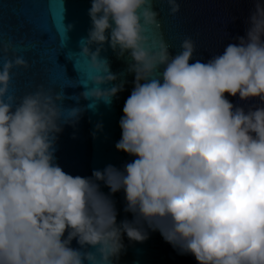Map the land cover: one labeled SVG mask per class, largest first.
Returning <instances> with one entry per match:
<instances>
[{"label":"clouds","instance_id":"obj_1","mask_svg":"<svg viewBox=\"0 0 264 264\" xmlns=\"http://www.w3.org/2000/svg\"><path fill=\"white\" fill-rule=\"evenodd\" d=\"M154 2L91 0L79 44L100 73L84 98L110 104L124 90L100 55L105 44L134 76L115 144L134 159L122 168L65 172L58 137L83 110L62 109L64 91L43 86L10 93L12 69L29 64L0 46V264H118L124 238L143 243L149 230L196 264H264V0H251L244 35L191 63V38L175 55L149 41L160 27ZM164 2L180 11L178 0ZM227 97L259 103L245 109ZM121 191L132 219L117 222Z\"/></svg>","mask_w":264,"mask_h":264},{"label":"water","instance_id":"obj_2","mask_svg":"<svg viewBox=\"0 0 264 264\" xmlns=\"http://www.w3.org/2000/svg\"><path fill=\"white\" fill-rule=\"evenodd\" d=\"M180 11L169 14L164 0H155L154 10L159 13L160 27L149 28V41L167 43L175 55L185 38L196 46L193 60L206 61L211 54L220 53L236 36L244 35L246 19L253 8L251 0H178ZM91 0H0V46L11 44L8 58L22 57L29 67L13 68L9 92L20 97L34 92L38 86L65 95L62 109L80 108L82 114L75 127L65 125L56 144V162L73 176L90 177L93 170H103L112 164L122 168L134 157L115 149L120 139L119 120L125 100L133 87L134 76L127 72L128 62L105 44L101 57L107 58L110 71L118 76V84L125 81L124 90L112 98L110 104L103 100L84 98L93 88L92 78L97 73L80 51V40L87 36L91 26L88 10ZM232 17H236L233 21ZM69 26H71L69 28ZM112 84L103 85L110 88ZM234 105L244 107L259 102L240 101L227 97ZM97 123L102 130L92 133ZM75 137V138H73ZM101 190L108 189L101 183ZM117 210V222L132 216L125 213L124 194L112 196ZM125 250L118 264H196L191 255H180L166 243L158 231L148 232L143 243L129 242L124 238ZM77 247L76 242H72Z\"/></svg>","mask_w":264,"mask_h":264}]
</instances>
